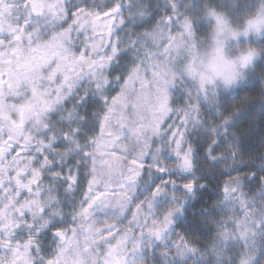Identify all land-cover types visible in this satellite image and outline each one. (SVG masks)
I'll return each instance as SVG.
<instances>
[{
    "label": "snow or ice",
    "instance_id": "6c2138e0",
    "mask_svg": "<svg viewBox=\"0 0 264 264\" xmlns=\"http://www.w3.org/2000/svg\"><path fill=\"white\" fill-rule=\"evenodd\" d=\"M0 264H264V0H0Z\"/></svg>",
    "mask_w": 264,
    "mask_h": 264
},
{
    "label": "trees",
    "instance_id": "16d2710c",
    "mask_svg": "<svg viewBox=\"0 0 264 264\" xmlns=\"http://www.w3.org/2000/svg\"><path fill=\"white\" fill-rule=\"evenodd\" d=\"M254 98H255V95H254ZM250 119H259V117L258 116H254V117H251Z\"/></svg>",
    "mask_w": 264,
    "mask_h": 264
}]
</instances>
